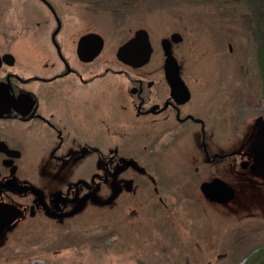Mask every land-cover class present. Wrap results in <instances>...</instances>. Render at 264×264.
I'll return each instance as SVG.
<instances>
[{"label": "flooded vegetation", "instance_id": "obj_1", "mask_svg": "<svg viewBox=\"0 0 264 264\" xmlns=\"http://www.w3.org/2000/svg\"><path fill=\"white\" fill-rule=\"evenodd\" d=\"M3 5L0 212L19 215L0 230V249L23 231L63 237L67 227L77 225L79 215L89 209L107 211L111 219L113 211L122 209V232L128 236L135 233V237L143 239L144 202L149 201L148 193L161 191L158 165L151 168L147 163L157 162L161 155L171 156V146L185 141L189 127L194 129L199 144V155H193L196 171L200 162L201 169H208V165L217 168L226 157H240V163H252L251 157L245 155L248 149L211 151L210 145L221 137L218 111L209 115L206 95L198 97L193 93L194 88L183 78L182 68L180 75L190 97L182 103L180 95L173 94L165 74L164 52L152 62V41L150 62L132 67L117 58V51L133 35L117 47L112 57L102 58L104 36L91 28L80 31L74 25H66L55 0H5ZM26 6V10L37 11V15L44 12L46 18L33 19L26 10L22 15L19 10ZM13 7L19 15L15 16L16 11L11 13ZM92 32L103 36L104 47L97 57L85 60L79 55V44L82 37ZM94 46V40H88L84 56L90 57ZM109 74L116 76L118 82L117 102L114 109L102 113L101 107L111 105L110 96L104 91L95 93L90 85ZM126 126L131 129L129 133ZM233 137L234 134L229 136L228 141H233ZM123 143L135 144L128 147L133 151L122 150ZM234 151L241 153L230 156ZM240 168L250 171L249 167ZM217 177L201 182L199 189L196 187L206 202L201 186ZM142 180L147 185L141 184ZM194 203L202 205L197 198Z\"/></svg>", "mask_w": 264, "mask_h": 264}, {"label": "rangeland", "instance_id": "obj_2", "mask_svg": "<svg viewBox=\"0 0 264 264\" xmlns=\"http://www.w3.org/2000/svg\"><path fill=\"white\" fill-rule=\"evenodd\" d=\"M4 2L0 0V10ZM55 2L66 25L80 31L91 28L104 36L102 58L112 57L124 40L143 27L151 35L155 48L152 62H156L163 53L161 40L180 32L184 40L173 46V52L183 78L198 97L206 95L209 115L217 110L222 119L221 137L210 145L211 151L248 148L255 120L264 116V50L259 48L263 43L259 46L256 40L258 33L262 38V33L255 28L263 29L264 18L259 10H264V0L259 10L249 0ZM28 7L19 12L23 15ZM15 11V16L19 15L13 7L11 13ZM39 12L37 15V11L26 10L33 19L46 18L44 12ZM115 79L109 74L90 85L95 93L104 91L110 96L111 105L101 107L102 113L115 108ZM126 131H131L129 126ZM185 132L184 145L174 150L172 145L171 156L161 155L157 162L147 163L151 168L158 165L161 191L148 193L149 201L144 202L143 239L135 237V233L131 236L129 228L130 236L122 232V209L113 211L112 219L107 211L89 209L79 215L77 225L67 227L63 237L42 231H23L14 240L12 236L0 249V264H264V178L241 169L240 157H226L217 164L219 167L208 165L206 170L201 169L200 162L196 171L193 155H199V144L194 129L189 127ZM233 134V141H228ZM121 145L122 150L127 148L131 153L128 147L135 144ZM213 175L235 188L237 196L229 204L206 202L198 195L196 187L199 189L201 182ZM141 184L147 185L144 181ZM195 198L202 205H196Z\"/></svg>", "mask_w": 264, "mask_h": 264}, {"label": "water", "instance_id": "obj_3", "mask_svg": "<svg viewBox=\"0 0 264 264\" xmlns=\"http://www.w3.org/2000/svg\"><path fill=\"white\" fill-rule=\"evenodd\" d=\"M180 33L176 32L172 34L171 39H164L162 46L166 55L165 72L167 79L172 87L173 94L175 96L180 95L182 103L186 102L190 97V92L185 82L180 75V68L172 53V42L179 43L182 41ZM88 40H94L95 46L90 50L92 53L90 57L84 56V50ZM103 48V39L98 34H89L83 37L79 45V54L85 59H93L97 57ZM153 48L149 38V33L145 29H139L136 31L135 36L122 45L118 50V57L126 64L138 67L145 65L149 62ZM178 99V98H176ZM255 127L257 132L255 139L249 147V151L245 154L252 158L253 163L250 165L249 161H243L241 163L242 168H247L250 165L252 172L264 178V117L260 116L255 120ZM240 152H233L230 155L239 154ZM215 157H224L217 155ZM203 194L209 201L219 204H229L236 196V192L232 186H230L224 179L219 177L214 178L211 181L204 182L201 186ZM5 214V211L0 212V230L3 229L8 223H11L18 217V213L15 215Z\"/></svg>", "mask_w": 264, "mask_h": 264}, {"label": "bare ground", "instance_id": "obj_4", "mask_svg": "<svg viewBox=\"0 0 264 264\" xmlns=\"http://www.w3.org/2000/svg\"><path fill=\"white\" fill-rule=\"evenodd\" d=\"M139 29H145V30H147L146 28H143V27H140V28H137L135 31H134V34H133V36L135 35V33H136V31L137 30H139ZM148 31V30H147ZM98 32V31H97ZM176 32H178V31H175V32H172L171 33V35L169 36V37H165V38H163L162 40H161V47H162V51L164 52V49H163V46H162V41L164 40V39H171V36H172V34H174V33H176ZM100 33V32H99ZM99 33H95V32H92V33H88V34H86L85 36H87V35H89V34H98L99 36H101L102 37V39H103V47H104V38H103V36L101 35V34H99ZM148 33H149V31H148ZM178 33H180V32H178ZM181 34V33H180ZM84 36V37H85ZM181 36H182V41L181 42H179V43H175V42H172V53H173V56L175 57V59H176V61H177V64L179 65V68H180V70H181V65H180V63H179V60L177 59V57H176V55L174 54V52H173V46L174 45H177V44H180V43H182L183 42V40H184V37H183V35L181 34ZM132 38V37H131ZM130 38V39H131ZM82 39H83V37H82ZM82 39H81V41H82ZM129 39V40H130ZM128 40V41H129ZM80 41V42H81ZM80 45V44H79ZM229 47H230V50H232V44L230 43L229 44ZM153 48V47H152ZM103 49V48H102ZM159 50V49H158ZM102 51V50H101ZM79 52V51H78ZM153 53V52H152ZM80 55V54H79ZM164 56H165V62H166V55H165V52H164ZM81 57V56H80ZM117 58L120 60V61H122L119 57H118V51H117ZM123 63H125L124 61H122ZM149 62H150V60H149ZM149 62H147L146 64H148ZM126 64V63H125ZM145 64V65H146ZM127 65H130V64H127ZM130 66H132V65H130ZM142 66H144V65H142ZM142 66H138V67H142ZM132 67H135V66H132ZM165 74H166V72H165ZM167 77V76H166ZM168 80V79H167ZM170 84V83H169ZM255 131H256V129L254 130V133H255ZM184 144H183V140H179V142H176L175 143V145L173 146V150L174 149H176L177 147H181V146H183ZM177 158H179V157H177ZM212 202V201H211Z\"/></svg>", "mask_w": 264, "mask_h": 264}, {"label": "trees", "instance_id": "obj_5", "mask_svg": "<svg viewBox=\"0 0 264 264\" xmlns=\"http://www.w3.org/2000/svg\"><path fill=\"white\" fill-rule=\"evenodd\" d=\"M106 1H109V2H116V1H127V0H106ZM262 0H249V2L253 5L254 8H257L258 10L260 9V6H259V3L261 2ZM262 7V6H261ZM258 12V11H257ZM259 15L261 16V19L262 17L264 18V10H259ZM261 26L263 27L262 31H260V27L259 26H256L255 28H257L258 32L262 33V38L260 37L261 35L258 33L257 36H256V40H257V43H259V46H260V43H263V45H261L259 48L264 50V22L263 24H261ZM264 254V251L262 252ZM263 260H264V257H262ZM264 263V262H263Z\"/></svg>", "mask_w": 264, "mask_h": 264}]
</instances>
